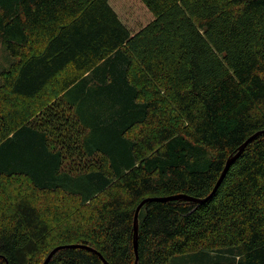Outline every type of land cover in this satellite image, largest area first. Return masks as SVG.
I'll list each match as a JSON object with an SVG mask.
<instances>
[{
    "label": "trees",
    "instance_id": "1",
    "mask_svg": "<svg viewBox=\"0 0 264 264\" xmlns=\"http://www.w3.org/2000/svg\"><path fill=\"white\" fill-rule=\"evenodd\" d=\"M0 47V264H135L175 196L138 264H264V0H0Z\"/></svg>",
    "mask_w": 264,
    "mask_h": 264
},
{
    "label": "water",
    "instance_id": "2",
    "mask_svg": "<svg viewBox=\"0 0 264 264\" xmlns=\"http://www.w3.org/2000/svg\"><path fill=\"white\" fill-rule=\"evenodd\" d=\"M255 136L250 138L241 148L239 153L234 156L233 158H230L226 164V168L225 171L223 173L222 178L225 176V174L227 173V171L229 170L230 166L233 163V159L237 158L239 156L240 153H242L244 151V149L246 148V146L252 141L254 140ZM163 201V202H168V201H173V200H185V198L182 196H175V197H169V198H160V199H146L144 200L137 208L136 213H135V220H134V247H135V255H136V262L135 264H138V229H139V213L140 210L142 209V207L145 205V203H147L148 201ZM77 247V246H75ZM59 249H61V247L54 249L48 256V259L50 257H52ZM102 258V257H101ZM103 259V258H102ZM48 261V260H47ZM46 261V262H47ZM104 264H108L106 262L105 259H103Z\"/></svg>",
    "mask_w": 264,
    "mask_h": 264
},
{
    "label": "rangeland",
    "instance_id": "3",
    "mask_svg": "<svg viewBox=\"0 0 264 264\" xmlns=\"http://www.w3.org/2000/svg\"><path fill=\"white\" fill-rule=\"evenodd\" d=\"M6 58H7L6 54L4 53V51H2V49L0 47V68L6 65V63H7ZM109 64L110 63L107 60H105L104 62H101L89 74H87V76H86L87 84L91 87H93L92 85L94 84V90H98V86L101 83V77H102L101 75H102L103 69L110 70L111 66H109ZM52 86L53 85H51L50 88H52Z\"/></svg>",
    "mask_w": 264,
    "mask_h": 264
}]
</instances>
